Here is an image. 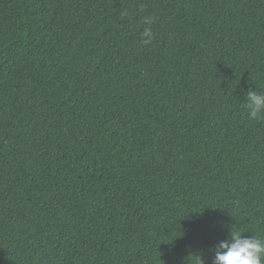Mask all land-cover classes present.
I'll return each mask as SVG.
<instances>
[{"label": "trees", "instance_id": "obj_1", "mask_svg": "<svg viewBox=\"0 0 264 264\" xmlns=\"http://www.w3.org/2000/svg\"><path fill=\"white\" fill-rule=\"evenodd\" d=\"M249 88L264 0H0V264H212L231 230L264 238Z\"/></svg>", "mask_w": 264, "mask_h": 264}, {"label": "clouds", "instance_id": "obj_2", "mask_svg": "<svg viewBox=\"0 0 264 264\" xmlns=\"http://www.w3.org/2000/svg\"><path fill=\"white\" fill-rule=\"evenodd\" d=\"M145 22L151 23L150 20ZM142 37L144 44L151 43L154 38L151 28H145ZM245 97L248 119L264 118V93L249 88ZM194 264H205L200 254L194 255ZM212 264H264V238L246 237L231 230L228 238L220 240L214 246Z\"/></svg>", "mask_w": 264, "mask_h": 264}]
</instances>
